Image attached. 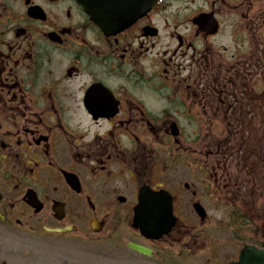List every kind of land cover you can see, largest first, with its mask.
<instances>
[{
  "label": "flooded vegetation",
  "instance_id": "flooded-vegetation-1",
  "mask_svg": "<svg viewBox=\"0 0 264 264\" xmlns=\"http://www.w3.org/2000/svg\"><path fill=\"white\" fill-rule=\"evenodd\" d=\"M141 190L171 195L159 238L134 225ZM247 246L264 251V0H159L118 32L78 0H0V264Z\"/></svg>",
  "mask_w": 264,
  "mask_h": 264
},
{
  "label": "water",
  "instance_id": "water-1",
  "mask_svg": "<svg viewBox=\"0 0 264 264\" xmlns=\"http://www.w3.org/2000/svg\"><path fill=\"white\" fill-rule=\"evenodd\" d=\"M91 15L92 19L104 31H119L149 11L158 0H78ZM140 193V202L136 207L135 226L151 238H158L169 229L167 225L153 223L154 220L172 216V199L161 190ZM146 197V198H145ZM150 223L148 224V222ZM134 250L151 255L152 250L136 243H130ZM229 264H264V251L246 247L237 261Z\"/></svg>",
  "mask_w": 264,
  "mask_h": 264
},
{
  "label": "rangeland",
  "instance_id": "rangeland-1",
  "mask_svg": "<svg viewBox=\"0 0 264 264\" xmlns=\"http://www.w3.org/2000/svg\"><path fill=\"white\" fill-rule=\"evenodd\" d=\"M83 250H84V247H83ZM85 250H88V249H85ZM90 250H94V249H90ZM228 251H229V249H226V252H228ZM144 261L141 258L133 257V259H131L128 264H144ZM83 262H88V259H84Z\"/></svg>",
  "mask_w": 264,
  "mask_h": 264
}]
</instances>
